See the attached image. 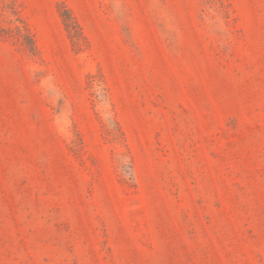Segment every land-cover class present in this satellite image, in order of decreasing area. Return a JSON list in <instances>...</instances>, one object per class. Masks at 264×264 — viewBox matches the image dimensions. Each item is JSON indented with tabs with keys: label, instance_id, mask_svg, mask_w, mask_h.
Wrapping results in <instances>:
<instances>
[{
	"label": "rangeland",
	"instance_id": "374dc122",
	"mask_svg": "<svg viewBox=\"0 0 264 264\" xmlns=\"http://www.w3.org/2000/svg\"><path fill=\"white\" fill-rule=\"evenodd\" d=\"M0 264H264V0H0Z\"/></svg>",
	"mask_w": 264,
	"mask_h": 264
},
{
	"label": "trees",
	"instance_id": "16d2710c",
	"mask_svg": "<svg viewBox=\"0 0 264 264\" xmlns=\"http://www.w3.org/2000/svg\"><path fill=\"white\" fill-rule=\"evenodd\" d=\"M18 31H20V33H21V30L20 29H18ZM29 37H30L31 41L33 42V37H31L30 34H29ZM32 51H36V47H34Z\"/></svg>",
	"mask_w": 264,
	"mask_h": 264
}]
</instances>
